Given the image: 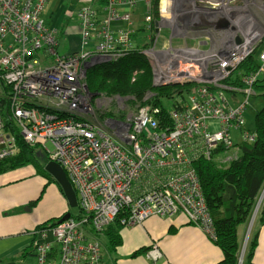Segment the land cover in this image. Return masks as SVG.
I'll list each match as a JSON object with an SVG mask.
<instances>
[{"label": "built area", "instance_id": "obj_1", "mask_svg": "<svg viewBox=\"0 0 264 264\" xmlns=\"http://www.w3.org/2000/svg\"><path fill=\"white\" fill-rule=\"evenodd\" d=\"M48 1L0 0V86L8 89L12 119L24 142L61 166L77 199L75 214L33 232L34 264H103L102 233L119 215L124 227L182 214L213 238L193 162L213 158L218 148L225 157L254 140L243 129L248 102L232 106L224 91L249 96L264 80V0H163L156 11L145 0L137 28L129 9L117 12L136 0L88 4L76 11L79 47L64 53L58 28L43 17ZM199 36L208 48L184 43ZM137 47L151 62L153 86L190 89L168 108V121L143 106L100 129L86 118L93 95L86 71ZM251 54L258 68L239 77L242 87L226 84ZM232 130L243 131V141L234 142ZM15 152L0 114V159ZM160 255L156 247L149 251L153 260Z\"/></svg>", "mask_w": 264, "mask_h": 264}, {"label": "trees", "instance_id": "obj_2", "mask_svg": "<svg viewBox=\"0 0 264 264\" xmlns=\"http://www.w3.org/2000/svg\"><path fill=\"white\" fill-rule=\"evenodd\" d=\"M95 1L98 7H102L109 0ZM158 1L152 0L155 11ZM146 45L147 43H144L142 47H146ZM142 47L130 50L118 59L88 68L85 79L87 89L91 94L107 98L128 97L131 104L138 105L137 108L143 106L158 108L160 116L168 121V108L174 104V100L183 99V93L189 91L191 84L153 86L152 67L149 58L142 52ZM257 68V58L255 54H251L237 66L224 82L242 87L239 77L253 72ZM254 91L261 94L263 105L254 116V140L251 143L238 144L239 157L237 160L227 168L217 167L214 159L223 158L225 154L223 148H218L214 151L213 158L207 160L199 157L193 162L212 222V239L223 254L217 264H238L242 246L238 239V229L248 226L264 189V80H259L254 84ZM148 93L150 96L146 98ZM6 94H8V89L3 88L2 95H0L3 132L14 138L16 152L10 157L0 159V174L31 165L38 175L47 178L49 174L44 170V165L48 162V158L37 146L29 145L22 139L20 130L12 119ZM102 117L121 116L108 110L103 113ZM62 216L37 225L34 231L54 226L55 220ZM121 217L122 215H119L105 231L106 245L109 251H116L122 244ZM255 223L257 229L251 235L242 264H253L252 256L257 243L258 228L264 226V195L255 217ZM146 251V248H141L134 252V255L137 256Z\"/></svg>", "mask_w": 264, "mask_h": 264}, {"label": "crops", "instance_id": "obj_3", "mask_svg": "<svg viewBox=\"0 0 264 264\" xmlns=\"http://www.w3.org/2000/svg\"><path fill=\"white\" fill-rule=\"evenodd\" d=\"M139 1L136 0L135 5L130 8L119 7L117 12L121 13L129 9L133 17ZM141 1L145 10V0ZM162 1L159 0L158 3ZM88 4L98 7L95 0H59L56 8L49 12L51 18H45L49 14L46 8L43 17L50 23L49 25L58 28L61 37L65 35L75 37L78 35V26L70 24V16ZM63 19H66L70 25H62ZM76 26L77 29H73ZM177 43L182 42L177 41ZM184 43L208 48V43L202 36L188 39ZM261 48L264 51V44ZM28 166L31 165L0 174V264H24L27 255L33 254L32 240L35 227L69 212L70 207L63 192L51 185L55 202L53 208L45 214V177L38 175L34 169L36 175L30 173ZM23 172L26 174L22 176ZM255 229L257 227L254 219L246 241L247 227L238 229L239 243L242 246L245 243L242 260ZM120 235L121 246L116 251H111L115 255V257L111 255L112 264H217L223 257L222 251L212 237L200 225L189 222L182 214L170 217L150 216L141 226L122 227ZM256 239L252 263L264 264V226L258 228ZM104 241L106 244V239ZM153 247H156L161 254L155 260L149 256V251ZM141 248H146L147 251L135 256L134 252Z\"/></svg>", "mask_w": 264, "mask_h": 264}, {"label": "rangeland", "instance_id": "obj_4", "mask_svg": "<svg viewBox=\"0 0 264 264\" xmlns=\"http://www.w3.org/2000/svg\"><path fill=\"white\" fill-rule=\"evenodd\" d=\"M59 0H49L48 3L46 4L45 8L50 12V10H54L56 8L57 3ZM51 18V13H49L46 17ZM71 21L70 24L72 25H77L79 24V19L76 16V13H72L70 16ZM134 18V24L132 27L137 28L143 24V18H144V10H143V2L140 0L136 7H135V13H133ZM64 22H62V25L65 24L66 26L70 25L66 19H63ZM61 25V26H62ZM76 27H73V29H77ZM78 35L75 37H68L67 35L61 37L59 34V42H60V47H59V52L64 53L69 50H76L79 47V32L77 30ZM62 45V47H61ZM151 64V62H150ZM3 88L0 86V95H2ZM225 97L228 99L230 105L232 106H238L239 104L247 101L248 106L244 109L243 111V117H244V125L243 129L244 131H249L253 132L254 131V116L258 110L263 105L262 101V96L259 92H254L253 94L246 96V94L237 91V92H232L225 90L224 91ZM146 98H149L146 96ZM145 98V99H146ZM90 111L89 114L86 116L87 120L91 121L92 123L96 124V126L100 129L103 128V130L108 131V128L104 126L105 120L109 118H104L102 117L103 113L107 112L108 110H111L112 112H115L119 116H121L122 119L124 118L128 113H134L137 109V104L133 105L130 103V99L128 97L122 98L115 96L113 98H107L101 95H91L89 97L88 101ZM165 104H167V101H165ZM243 131L240 130H232L231 131V138L233 139L234 142H241L243 141ZM245 142V141H244ZM231 157V158H230ZM239 157V149L231 151L226 153L224 158H217L214 159L216 162V166L219 168H227L232 162L237 160ZM29 172L34 173V168L31 166H28ZM26 174V172L22 173V176ZM35 174V173H34ZM36 175V174H35ZM51 185H54L57 189L59 188V185L56 181H54L53 177L49 174L48 177H45V214H48L47 212L50 211L53 206H54V191L51 190L52 188L50 187ZM259 209V208H258ZM47 211V212H46ZM77 212V206L76 207H70L69 208V213L75 214ZM258 212V211H257ZM175 215V214H174ZM257 215V213H256ZM53 220L49 219L48 221ZM110 226V225H109ZM108 227V226H107ZM107 229V228H106ZM102 233L101 241L102 245L104 243L103 251H102V256H103V261L104 264H112V260L110 261L111 255L115 257L114 253L109 251L105 244V231ZM108 254L110 257L108 258ZM243 257V255H242ZM26 261L24 264H33L34 263V255H27V258L25 259Z\"/></svg>", "mask_w": 264, "mask_h": 264}, {"label": "water", "instance_id": "obj_5", "mask_svg": "<svg viewBox=\"0 0 264 264\" xmlns=\"http://www.w3.org/2000/svg\"><path fill=\"white\" fill-rule=\"evenodd\" d=\"M44 170L53 177L54 181H56L58 183L61 191L63 192V195L65 196V198L68 202L69 207H76L77 206L76 194L74 192V189L72 188V185L68 181L64 170L61 168V166L54 161H48L44 165ZM263 195H264V189H263V191H262V193L258 199L257 205H256V207L253 211V214L251 216V219L248 223L245 241H246L249 229L251 227V224L256 217V213H257L258 208L260 206V203L262 201ZM68 216H69V212H66L60 219L55 220V222L60 223V222L64 221L66 218H68ZM244 246H245V243H243V246L241 248L240 256L238 259V264H241L242 251L244 249Z\"/></svg>", "mask_w": 264, "mask_h": 264}]
</instances>
